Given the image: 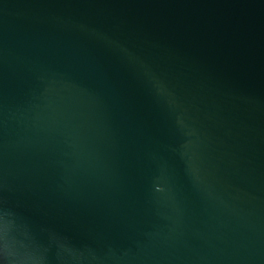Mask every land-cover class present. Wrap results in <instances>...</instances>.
<instances>
[{
    "label": "water",
    "instance_id": "water-1",
    "mask_svg": "<svg viewBox=\"0 0 264 264\" xmlns=\"http://www.w3.org/2000/svg\"><path fill=\"white\" fill-rule=\"evenodd\" d=\"M0 264H264V0H0Z\"/></svg>",
    "mask_w": 264,
    "mask_h": 264
}]
</instances>
